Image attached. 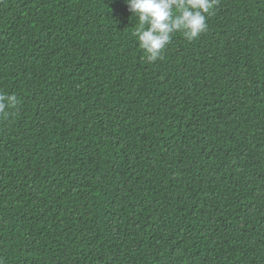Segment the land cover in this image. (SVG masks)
Instances as JSON below:
<instances>
[{
  "label": "trees",
  "instance_id": "trees-1",
  "mask_svg": "<svg viewBox=\"0 0 264 264\" xmlns=\"http://www.w3.org/2000/svg\"><path fill=\"white\" fill-rule=\"evenodd\" d=\"M148 62L125 0H0V264H264V0Z\"/></svg>",
  "mask_w": 264,
  "mask_h": 264
},
{
  "label": "clouds",
  "instance_id": "clouds-1",
  "mask_svg": "<svg viewBox=\"0 0 264 264\" xmlns=\"http://www.w3.org/2000/svg\"><path fill=\"white\" fill-rule=\"evenodd\" d=\"M139 25L135 35L148 62L162 59L174 33L188 41L197 39L207 28V18L215 0H125ZM18 103L15 95L0 94V114Z\"/></svg>",
  "mask_w": 264,
  "mask_h": 264
}]
</instances>
